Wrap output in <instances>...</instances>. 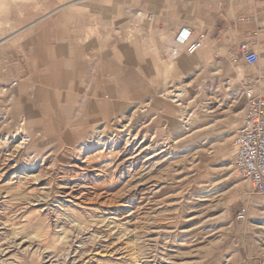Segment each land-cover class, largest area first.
I'll use <instances>...</instances> for the list:
<instances>
[{"label":"rangeland","instance_id":"obj_1","mask_svg":"<svg viewBox=\"0 0 264 264\" xmlns=\"http://www.w3.org/2000/svg\"><path fill=\"white\" fill-rule=\"evenodd\" d=\"M251 1L247 39L213 36L211 0H0V264H264V194L232 147L245 91L264 97V0ZM40 18L102 56L91 92L13 76L12 45ZM183 27L205 34L192 54Z\"/></svg>","mask_w":264,"mask_h":264},{"label":"crops","instance_id":"obj_2","mask_svg":"<svg viewBox=\"0 0 264 264\" xmlns=\"http://www.w3.org/2000/svg\"><path fill=\"white\" fill-rule=\"evenodd\" d=\"M249 2L252 1L249 0ZM211 3L210 30L213 32L214 37L218 35V37L241 36L247 39L252 38L254 29H248L245 24L237 22L238 14H242L243 19L252 20L251 10L249 9L250 13H247V10L245 11L242 8L243 0H211ZM41 24L42 18L36 19L29 26L22 28L23 33L31 29L32 31L30 34L23 35L18 39L19 45L17 43L12 45L13 54L23 57L19 61L18 67L10 69L11 73H15L13 76L19 75L25 79H39V82L33 81L32 84L49 86V89L55 93H68L70 95L72 92H91L92 89L87 90L88 87L85 86V77L91 74L90 70L99 68L90 65V57H99L100 54L95 53L93 55L90 53L86 55L83 53L81 46L76 44L79 41L77 38L59 36L53 39L51 36H45L47 27H42ZM33 27L35 28L33 29ZM95 44L91 42L90 46H96ZM88 50L93 51L91 47ZM101 50L102 48L99 46V51ZM47 79L49 80L47 81ZM81 85L85 86L84 89ZM79 86L80 88H78ZM102 92L105 91L102 90ZM240 125L241 121L237 127L238 129Z\"/></svg>","mask_w":264,"mask_h":264},{"label":"built area","instance_id":"obj_3","mask_svg":"<svg viewBox=\"0 0 264 264\" xmlns=\"http://www.w3.org/2000/svg\"><path fill=\"white\" fill-rule=\"evenodd\" d=\"M205 34H194L187 27H183L175 37V43L192 54L198 51L205 41ZM176 48H172L174 53ZM243 60L254 65L258 61L255 51L246 45L241 46ZM249 87V86H247ZM246 106L241 119V125L236 131L232 147L234 150V165L238 174L250 182L253 191L264 194V97L257 96L250 89L245 91ZM237 219L245 218V208L237 211Z\"/></svg>","mask_w":264,"mask_h":264},{"label":"bare ground","instance_id":"obj_4","mask_svg":"<svg viewBox=\"0 0 264 264\" xmlns=\"http://www.w3.org/2000/svg\"><path fill=\"white\" fill-rule=\"evenodd\" d=\"M20 80V79H19ZM19 82V81H18ZM21 84V83H20ZM22 86V85H21ZM104 90V89H103ZM139 90V89H138ZM105 91V90H104ZM175 91V90H174ZM136 92V91H135ZM138 92V91H137ZM175 94V93H174ZM141 95V94H140ZM175 98V97H174ZM99 99V98H98ZM100 100H102V99H100ZM97 103V102H96ZM99 103H102V102H98V104ZM186 117V116H185ZM188 118V117H187ZM184 119V118H183ZM130 121V120H129ZM183 123H186V119H185V121L183 122ZM124 124H125V122H124ZM128 124H129V122H128ZM185 126V125H184ZM126 127V126H125ZM181 127V126H180ZM123 128H124V126H123ZM131 131V130H130ZM137 131V130H136ZM122 133V132H121ZM134 136V135H133ZM128 138V137H127ZM127 140V139H126ZM143 140V139H142ZM147 140V139H146ZM152 140V139H151ZM135 141V140H134ZM134 141H132V143L134 142ZM22 144H23V142H24V139H22ZM20 142V143H21ZM125 142H128V141H125ZM142 142V141H141ZM141 142H139L135 147H134V149L133 150H135V151H137L138 153H141L142 151H144L143 150V148L141 147ZM129 143V142H128ZM151 143V142H150ZM134 144V143H133ZM127 145V144H126ZM18 146V145H17ZM124 148V147H123ZM128 148H129V146H128ZM147 148V147H146ZM123 150H125V149H123ZM13 153V152H12ZM144 154V153H143ZM132 156V155H131ZM130 156V157H131ZM154 156V155H153ZM162 156V155H161ZM137 157V156H136ZM129 159V158H128ZM148 159V158H147ZM139 162V161H138ZM14 165V164H13ZM154 180V179H153ZM160 182V181H159ZM149 191V190H148ZM143 195V194H142ZM122 198V197H121ZM131 219V218H130ZM186 264H187V262H185Z\"/></svg>","mask_w":264,"mask_h":264}]
</instances>
